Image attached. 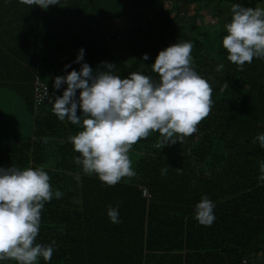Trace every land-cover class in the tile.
<instances>
[{
    "label": "trees",
    "instance_id": "16d2710c",
    "mask_svg": "<svg viewBox=\"0 0 264 264\" xmlns=\"http://www.w3.org/2000/svg\"><path fill=\"white\" fill-rule=\"evenodd\" d=\"M233 4L249 6L248 0H59L45 10L0 0V87L22 100L19 115L25 108L34 116L30 142H12L22 130L21 120L12 121L18 131L0 143V168H43L53 191L35 242L56 244L51 260L38 264H260L264 148L254 138L264 134V58L254 57L243 70L227 59L222 41ZM203 9L216 19L210 27L202 23ZM121 17L131 22L118 29L113 22ZM176 42L193 46L192 67L212 89L210 114L183 143L157 148L159 133L153 132L133 145L138 182L123 179L109 187L83 173L73 144L60 141L83 128L60 121L45 101L34 111L35 72L53 100L67 88L56 89V77L80 71L85 62L94 72L110 62L121 78L140 72L159 82L148 64ZM81 48L84 58L77 63ZM204 196L215 205L211 226L195 219ZM109 205H119V223L110 221Z\"/></svg>",
    "mask_w": 264,
    "mask_h": 264
},
{
    "label": "clouds",
    "instance_id": "9594fccd",
    "mask_svg": "<svg viewBox=\"0 0 264 264\" xmlns=\"http://www.w3.org/2000/svg\"><path fill=\"white\" fill-rule=\"evenodd\" d=\"M21 4L39 5L47 10L59 0H20ZM231 21L224 25L227 35L223 47L227 59L243 70L245 63L253 58H264V8L243 7L233 4ZM192 44L176 42L161 50L152 64L159 75V82L140 72L127 78L113 74L116 67L102 62L103 69L95 72L88 63L80 71L73 69L66 76H58L54 87L66 83L62 96L45 102L60 121L81 125L83 130L70 136L74 150L80 155L75 163L82 165L83 173L95 174L106 186L112 187L121 180L129 181L136 176L129 152L141 139L153 132L159 133L157 148L177 141L198 130V125L210 114L211 86L192 67ZM84 49L79 50L75 62L84 58ZM147 53L143 60H148ZM70 67L66 65L65 68ZM223 69L218 64L216 71ZM35 79L39 72H35ZM33 81V83H34ZM41 81V80H40ZM32 83V84H33ZM80 89L79 98L76 91ZM34 111L40 104L32 98ZM78 109L82 115H78ZM264 148V134L254 138ZM46 142V141H45ZM182 172L181 168H177ZM259 181L264 182V162L260 164ZM167 174V168L161 175ZM77 181L80 176H76ZM143 193V190H142ZM62 193L57 190L56 198ZM53 198L50 176L43 168H0V261H15L16 264H38L40 258L50 261L51 245L36 243L41 225V211L45 202ZM214 203L202 197L195 206V219L203 226H211L215 220ZM119 205L108 207L112 223H119Z\"/></svg>",
    "mask_w": 264,
    "mask_h": 264
},
{
    "label": "rangeland",
    "instance_id": "374dc122",
    "mask_svg": "<svg viewBox=\"0 0 264 264\" xmlns=\"http://www.w3.org/2000/svg\"><path fill=\"white\" fill-rule=\"evenodd\" d=\"M252 2H253V6L250 5ZM248 3H249L248 7H251V8H257V7L264 8V0H253V1L248 0ZM187 12H188L187 13L188 16L191 17L192 9L190 8V10H187ZM202 15H203L202 23H204L206 26L210 27L211 24L216 23L215 22L216 19L210 15L209 9H203ZM130 22H131L130 17H121V19L115 20L113 23L116 24V27H118V29H121L123 25L128 24ZM115 54L116 56L118 55L117 53ZM118 58H119V55H118ZM154 62H155V59L151 60L150 65L148 64V66L151 68ZM16 97L18 100H15L14 93L10 92L8 89L4 87H0V143L6 141V139H8L9 142L11 141L10 140L11 138L9 137V133H12V132L15 133L16 131H18L17 127L14 125L12 121L15 120L16 122L17 119L21 120L20 130L21 129L22 130L19 131L18 137L12 140V142L14 141V142H24L25 143V142L32 141V135H33L32 131H33V125H34L33 117L34 116L29 114L25 108L22 109L24 113L19 115V111H21V106L23 105V103H22V100L18 96ZM60 141L71 142L69 138H61ZM138 155H139L138 153H134V154L129 153V157L132 161V168L136 172V176L132 178L130 181L127 178H125L124 181H127V182H132V181L138 182L139 181L138 176H139V173L141 172L140 170L141 168H139L138 166ZM143 192L145 193V195H148V192L146 191V189L143 190ZM260 254L261 255L257 259V262L260 264L261 263L264 264V251L263 253L261 251Z\"/></svg>",
    "mask_w": 264,
    "mask_h": 264
},
{
    "label": "built area",
    "instance_id": "2783aa9c",
    "mask_svg": "<svg viewBox=\"0 0 264 264\" xmlns=\"http://www.w3.org/2000/svg\"><path fill=\"white\" fill-rule=\"evenodd\" d=\"M39 77L34 81L33 83V94L35 95V101H45L48 100L47 98V93L49 96V92H48V87L40 80H38ZM143 195H145V193L143 192Z\"/></svg>",
    "mask_w": 264,
    "mask_h": 264
},
{
    "label": "bare ground",
    "instance_id": "6f19581e",
    "mask_svg": "<svg viewBox=\"0 0 264 264\" xmlns=\"http://www.w3.org/2000/svg\"><path fill=\"white\" fill-rule=\"evenodd\" d=\"M43 102V101H42ZM39 104H41V101H38Z\"/></svg>",
    "mask_w": 264,
    "mask_h": 264
}]
</instances>
